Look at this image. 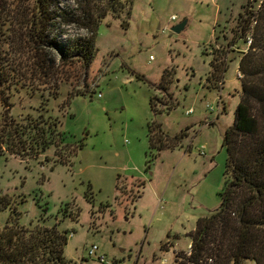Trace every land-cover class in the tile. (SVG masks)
Masks as SVG:
<instances>
[{"label":"rangeland","instance_id":"obj_1","mask_svg":"<svg viewBox=\"0 0 264 264\" xmlns=\"http://www.w3.org/2000/svg\"><path fill=\"white\" fill-rule=\"evenodd\" d=\"M261 1L133 0L128 17L101 22L87 74L56 66L44 76L24 29L32 0H0V225L67 230L68 264L184 262L198 219L221 203L223 138L247 49L239 27ZM85 2L60 0L65 18L52 27L60 40L90 35ZM214 58L225 59L222 74ZM43 121L44 134L34 129ZM152 122L185 136L152 149Z\"/></svg>","mask_w":264,"mask_h":264},{"label":"trees","instance_id":"obj_2","mask_svg":"<svg viewBox=\"0 0 264 264\" xmlns=\"http://www.w3.org/2000/svg\"><path fill=\"white\" fill-rule=\"evenodd\" d=\"M85 1L84 25L90 35L60 40L52 32L57 18H65L60 0H32L33 8L24 29L34 50V61L38 67L45 68L44 76L56 66L87 74L95 56L101 22L108 16L128 17L133 4V0ZM262 10L257 17L248 12L245 23L239 27L244 44L247 34L253 40L246 51H240L238 70L242 91L234 124L225 130L223 138L227 158L221 203L209 215L198 219L195 230L189 234L190 254L181 264H264V5ZM48 51L53 58L44 54ZM215 61L219 60L214 58L212 71L222 74L226 70L225 59L221 63ZM166 73L161 84L164 89ZM156 100L150 99L154 112ZM36 125L34 129L44 134L46 122ZM47 125L52 133L56 130L57 124ZM147 128L149 145L158 151L177 147L185 136L182 131L170 137L156 122L149 123ZM67 241V230L61 231L57 225L28 228L18 219H9L4 226L0 225V264H68L64 255ZM209 260L212 262L208 263Z\"/></svg>","mask_w":264,"mask_h":264},{"label":"built area","instance_id":"obj_3","mask_svg":"<svg viewBox=\"0 0 264 264\" xmlns=\"http://www.w3.org/2000/svg\"><path fill=\"white\" fill-rule=\"evenodd\" d=\"M261 2H262V3H261V6H260V7H262V6L264 5V0H262ZM172 19L174 20V19H176V17L173 16ZM254 23H255V22H254ZM252 40H253V38H252L251 34H247V36H246V40H245V45H246L247 48H248V46L251 45ZM238 77H239V79L241 78V74H240V72L238 73ZM208 108H209V110L212 111V112L215 110V108H214L213 105H208ZM192 112H193L192 110L188 111V113H192ZM198 152H199L200 154H204V151H203V150H198ZM97 250H98V246L93 245L92 248H91L90 251H89V254H90V255H96ZM98 259H99L100 261H104V256H98Z\"/></svg>","mask_w":264,"mask_h":264},{"label":"water","instance_id":"obj_4","mask_svg":"<svg viewBox=\"0 0 264 264\" xmlns=\"http://www.w3.org/2000/svg\"><path fill=\"white\" fill-rule=\"evenodd\" d=\"M184 25H185V23L183 22V23H181V24L175 26V27L173 28V30H174L175 32H180V31L183 29Z\"/></svg>","mask_w":264,"mask_h":264}]
</instances>
